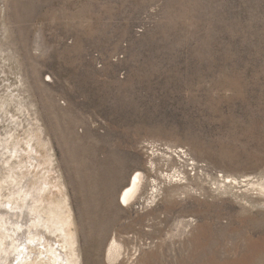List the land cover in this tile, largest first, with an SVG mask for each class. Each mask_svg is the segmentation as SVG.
<instances>
[{"label":"rangeland","instance_id":"obj_1","mask_svg":"<svg viewBox=\"0 0 264 264\" xmlns=\"http://www.w3.org/2000/svg\"><path fill=\"white\" fill-rule=\"evenodd\" d=\"M263 180L264 0H0V225L61 206L26 264H264Z\"/></svg>","mask_w":264,"mask_h":264},{"label":"bare ground","instance_id":"obj_2","mask_svg":"<svg viewBox=\"0 0 264 264\" xmlns=\"http://www.w3.org/2000/svg\"><path fill=\"white\" fill-rule=\"evenodd\" d=\"M14 152H15V154L17 153V155H18L19 149L15 148ZM170 177H167V178L170 179ZM11 180H14V182H17L13 177L11 178ZM24 185H26V184L24 183V184L20 185V187L22 186L21 190H23ZM257 185L260 186V187H262V186L264 187V180L261 181L260 183H258ZM33 189H34V187H33ZM21 190H19L17 192L18 193L17 194V198L11 197L9 200H7V204L9 206V211H8V214L6 215L7 216L6 218L9 220V223L11 225L9 224L10 227L8 226L9 228L8 229L6 228V230H8V232L11 231L12 234L9 236L6 233L7 231L5 230V227L2 225L6 232L5 233H2V232L0 233V264H12V262L14 264L15 263L16 264H26L27 260L30 258L29 247H31V246L29 245V243L30 244H31V242L34 243L35 242L34 239L37 238V236H39V237H40V235L44 236V234H42V232H39L40 228L43 227L42 225H44L46 227H51L52 225L61 224V222H62V219L60 218V216H61V206L58 209L59 211L57 210L55 212V210L58 208L57 206H56L57 208L54 211H51L53 209V207H54L53 206L52 209L49 210L50 212L48 214H46L47 211L43 212L47 216V219H46V218L43 217L45 214H41L42 212L40 213V211L38 210L39 207L36 206L37 204H40V202H41V201H37V199H35V198H37V195L35 197V196H33V194L31 195V193L27 194L25 191H21ZM144 191H145V174L143 172H140L139 170H136L131 175L130 180L123 186V188H122V190L120 192L121 193L120 194V198H121L123 203L131 204L132 202H134L136 200H139L140 197H142ZM22 193H23V195H22ZM15 196H16V194H15ZM38 196H40V194ZM0 200H1V195H0ZM21 202H22V205L19 204ZM31 202H32V205H29ZM0 204H1V201H0ZM41 210H42V208H41ZM3 212H4V210L3 211L0 210V214L1 213L3 214ZM48 215H49V217H48ZM27 219L31 220L30 223L35 228V231L33 230L34 228L32 226L30 227L31 224L28 227V222L29 221ZM15 221L17 222V224H14ZM3 222H5V219H3ZM2 226L0 225V229L1 230L3 229V228H1ZM46 227H45V229H47ZM50 229H52V227ZM54 229L56 230V228H54ZM54 229H52L53 232H54ZM52 230H50V232ZM45 232L49 233V231H47V230ZM51 244H50V247L48 249L47 248H46V250L44 249L45 253H48L50 256H52V263H56V264L59 263L60 264V261H62L60 259L61 253L59 255L57 253V251H56L58 249L52 248ZM34 245H35V243H34ZM38 245H40V244H38ZM64 248H62V249H64ZM115 248L116 247L114 246V244L110 245V247L108 248L107 253H106L107 258H112L116 254ZM8 250H9V252H8ZM1 254H6V257L3 256V258H2ZM10 254L12 255L13 258H11V256H9ZM65 254H64V256H65ZM66 263H68V261H66Z\"/></svg>","mask_w":264,"mask_h":264}]
</instances>
